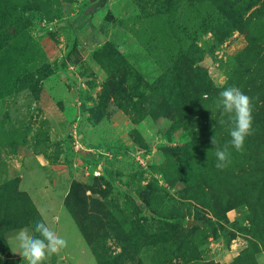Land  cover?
<instances>
[{"label":"rangeland","instance_id":"rangeland-1","mask_svg":"<svg viewBox=\"0 0 264 264\" xmlns=\"http://www.w3.org/2000/svg\"><path fill=\"white\" fill-rule=\"evenodd\" d=\"M95 1L0 0L7 9L0 22V264H24L14 237L20 227L32 228L36 221L46 222L68 242L43 264H98L66 207L67 202L72 207L76 203L73 193L68 197L74 184L87 203L88 217L82 223L88 233L100 235L110 222L118 225V234L132 233L138 220L148 235L164 230L169 236L176 230L181 237L179 232L190 228L195 232L188 245L197 249H183L179 256L164 252L168 259L145 235L124 264H229L243 252L264 264V222L260 217L251 223L247 204L217 219L188 198L196 187L203 192L223 183L221 176L206 174L204 161L193 157L194 152L206 156L202 145L214 146L213 136L199 141L191 137L200 127V109L161 113L167 94L155 80L167 72L169 60L150 30L149 18L153 22L160 14L154 9L157 4L108 0L87 18L84 12ZM254 2L238 18L241 28H233L224 40L216 43L208 32L198 41L202 45L211 40L199 65L217 88L225 85L230 65L253 64L255 53L253 48L250 53L247 37L264 33V0ZM15 13L20 18L9 26L8 18ZM195 15L189 0L172 2L161 15L164 29H171V23L177 27L162 33L167 44L176 40L174 31L182 29L178 26ZM203 106L219 115L211 125L215 136L225 137L221 128L228 127V116L215 106L206 108L207 103L200 104L201 110ZM184 120L187 124L180 126ZM207 162L214 163V157ZM192 172L195 178L185 182ZM24 197L33 205L26 211ZM94 199L101 206H93ZM177 215L182 219L173 228L169 222ZM127 216L132 221L121 224ZM206 218L214 221L213 227ZM114 235L109 231L101 239L106 257L131 247Z\"/></svg>","mask_w":264,"mask_h":264},{"label":"trees","instance_id":"trees-1","mask_svg":"<svg viewBox=\"0 0 264 264\" xmlns=\"http://www.w3.org/2000/svg\"><path fill=\"white\" fill-rule=\"evenodd\" d=\"M173 1L174 0H153L152 2L157 4V7L154 9L160 14H158L156 20L153 19V22L149 18L150 30L157 37L159 40L158 42L163 46L165 57L169 60L167 72L158 76L155 80V83L158 84L161 89L165 90L167 94L165 99L166 105L161 108L162 115L170 116L168 113H173L177 110L188 112L198 107L201 111V119L197 126L200 127L199 130L191 133V137L193 141H199L202 137L210 138L211 136H215L214 134L217 133V130L215 129L216 127H212L211 124H215L216 117L219 116L212 113V111H206L204 106L201 110L200 104L207 103L206 108L210 109L215 106L214 102L218 98L220 91L229 86H236L245 94H251L253 105L252 134L246 137L242 151L237 152L229 144L231 139L229 135V128L231 126L230 120L228 127L221 128L226 132L225 137H220L219 135L215 136L217 146H228L231 154V162L226 167L227 171L225 169L216 168L215 147H211L209 143L202 145V151L206 156L200 155L202 158H199L200 156L197 155L196 152L193 153L196 162H198L199 159L204 161L202 163H205L206 167H203L201 164L202 170H205L206 174H209L211 178L221 176V183H223V185L217 184L220 188L215 187L208 189L209 191L203 190V192L202 188L196 187V189L190 192L191 196H193L188 198L193 199V201L195 200L201 207L207 208L217 219H225V212L228 209L245 203L253 213L249 219L251 223L259 222L260 217L264 222V45H261L262 43L264 44V33L257 38L247 37L251 49L250 53L252 48L255 53L252 57L253 64L248 65L246 63L242 66L241 63L243 62L240 61H242L243 57L233 60L239 61L240 66L236 68L230 65L228 79L225 85L220 88L214 86L206 69L199 65L204 52L209 50L207 44L211 40H206L202 45L198 44V41H201L208 32L211 33V38H213L216 43H219L230 34L233 28H241L240 25H237V20L241 16L242 11L255 5L256 2H254V0H189V5L195 9L196 15L194 18L188 19L184 26L179 25L178 27L182 29L180 31H174L176 40L167 44L162 33L173 31L171 29L177 27L171 23L169 26L171 29H164L162 26L166 24L164 22L162 23L161 15L170 10ZM244 1H246V4ZM197 2H199V5H204V8L202 6H197ZM3 6V2H0V22L5 21L3 15L7 12V9L4 10ZM86 17L89 18L90 16L87 15ZM17 18L20 17L19 14L16 13L15 18H8V20L10 19L7 22L8 25L13 26ZM146 18H148V15H145V19ZM257 20L260 22L262 18L257 17ZM261 23H263V21ZM262 54L263 57H261ZM240 55L243 56V53L241 52L237 56ZM247 56L248 54L244 57ZM165 80H167V83H165ZM171 106L172 109L169 110ZM186 108L190 109L187 110ZM212 114L214 116H212ZM186 121L184 120L180 126L187 124ZM213 157L215 162L208 163V159ZM184 169H186V171H192L190 165H185ZM195 176L193 172L192 174H187L185 182H188L191 177L194 179ZM190 185L191 184H187V186ZM225 190H230L231 193L228 194ZM77 192L76 184H74L68 197L72 196L73 193L76 203L72 207L67 202L66 207L71 216L75 219V222L79 224L84 238L92 245L98 264H124V257H129L132 255V252L140 248L139 244L142 242L141 239H143L145 235L146 242L149 241L153 243L156 246L157 253H160L163 258L168 259L167 256H169V254L171 256L175 254L179 256L183 249H190L191 251L197 249V247L192 244L188 245L189 237L192 236V228L183 229L182 232H179L181 237H183L182 239L175 234L177 232L176 230L169 236L166 235L164 230L153 233V235H148L145 233L144 229L141 228V224L138 223L139 220L134 225L136 231L132 233L125 232L123 235L122 232L118 234V225L117 227L113 226V223L110 221L108 226H106L107 229L103 227L102 234L99 235L94 232V230L88 233L86 225L84 226L82 223V219L88 217V213H86L89 212L86 210L87 203L85 202V198ZM24 199V210L26 211L33 205L32 202H29L27 197H24ZM93 203V206H101L100 201L97 199H94ZM6 214L12 216L11 213ZM171 218L174 223L169 222V225L173 228L177 226V222L182 219L179 215ZM8 220L14 219L10 218ZM123 221L124 219L121 221V224H129L132 220L127 216V222L122 223ZM162 221L165 223L168 222L167 220ZM206 222L213 227L214 221H212L211 218H206ZM170 230L171 228L167 229V231ZM109 231L115 234L114 237L119 241L123 239L126 240V242H130L131 247H129L128 250L123 249L121 253L114 255V257L104 256L100 250L103 246L102 244H105V242L101 241V239L103 235L105 237ZM194 233L193 231V234ZM212 235L216 236L215 233ZM0 242H3L1 235ZM169 242H173V244L168 245ZM161 264H164V262ZM229 264L256 263L252 256L246 255L245 252H243Z\"/></svg>","mask_w":264,"mask_h":264},{"label":"clouds","instance_id":"clouds-1","mask_svg":"<svg viewBox=\"0 0 264 264\" xmlns=\"http://www.w3.org/2000/svg\"><path fill=\"white\" fill-rule=\"evenodd\" d=\"M207 98V97H205ZM215 108L226 114L231 121L229 144L237 152L243 150L246 137L252 134L253 105L251 98L239 87L229 86L219 92ZM224 121H221L223 123ZM211 143L215 147L216 168L224 169L231 162L228 146L219 147L215 136ZM24 264H43L47 256L67 247V240L58 235L44 221H36L32 228L20 227L14 237Z\"/></svg>","mask_w":264,"mask_h":264},{"label":"water","instance_id":"water-1","mask_svg":"<svg viewBox=\"0 0 264 264\" xmlns=\"http://www.w3.org/2000/svg\"><path fill=\"white\" fill-rule=\"evenodd\" d=\"M107 1L108 0H97L93 2L86 8L84 14L88 16H92L95 12L102 9L107 3ZM190 224H191V221H187V225H190Z\"/></svg>","mask_w":264,"mask_h":264}]
</instances>
